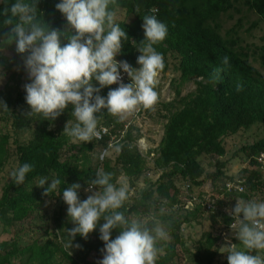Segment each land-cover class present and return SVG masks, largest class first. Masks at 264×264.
Returning a JSON list of instances; mask_svg holds the SVG:
<instances>
[{"label": "trees", "instance_id": "trees-1", "mask_svg": "<svg viewBox=\"0 0 264 264\" xmlns=\"http://www.w3.org/2000/svg\"><path fill=\"white\" fill-rule=\"evenodd\" d=\"M17 0H0V12L11 7ZM36 4V17L50 29L61 33L75 34L66 17L57 10L61 0H24ZM115 12V23L125 31L120 53L115 59L127 61L135 70L141 55L139 48L145 40L143 17L154 15L168 28L166 38L154 45L163 55L164 69L160 74L171 71L178 74L172 81L174 99L160 103L154 109L136 112L133 118L155 117L162 123V136L157 147L142 154L138 148L143 138L141 131L131 121H118L106 109L97 113V130L106 129L108 134L100 141L73 142L63 134L68 121L69 127L77 121L72 115L71 105L55 120H45L42 115H24L30 112L24 85L31 83L24 61L29 53H18L16 37L12 33L14 25H5V17L0 15V75L7 80L0 89V101L8 110L0 106V170L15 157V169L24 163L34 165L26 174L23 184L16 185L9 178L1 186L0 194V235L7 240L0 242V264H99L102 260L104 242L100 239L99 227L87 238L75 237L73 244L80 248L66 247L69 244L67 229L76 225L67 213V204L62 201L63 190L74 183L81 184L78 195L85 200L84 188L95 178L98 169L112 173L111 183L119 188L122 178L128 185V198L116 211L124 214L129 222L140 220L149 229L157 224L168 233L169 241H158L156 264H177V247L184 248L181 239L182 225L191 220L208 218L215 232H205L188 252L187 264H228L227 253H222L223 234L232 237L234 223L226 214L206 212L200 203L194 202L185 209L195 189L210 184L212 195L222 196L217 201L221 207L233 202H264V167L256 162L264 152V136L251 143L241 144L228 157L225 142L230 138H242L253 127L264 130V75L252 64L254 53L241 36L242 19L229 28H224L223 19L232 20V13L241 10L253 13L257 20L245 30L247 35L260 23H264V0H115L109 5ZM121 15L122 19H116ZM18 18L13 19V23ZM12 40H9V37ZM63 47L68 41L60 37ZM264 41V35L262 37ZM264 52V47L259 49ZM229 57V65L219 82L211 81V73L216 67H223L221 61ZM260 56V59H263ZM123 71V69H122ZM125 74L124 84L131 83ZM194 85V90L182 95L183 88ZM243 90L237 92L236 85ZM93 87L100 85L94 79ZM119 85L101 88L98 93L106 98L111 89ZM97 93H94V96ZM109 144H122L123 148L114 159L99 160V153ZM211 163L202 164L203 159ZM248 163L235 177L227 175V167L234 160ZM211 170V172L209 170ZM41 178H47L44 188L53 179H60L57 191L44 196V188L39 185ZM226 182H242L241 194L220 191ZM141 184V189L138 185ZM187 186V191L183 187ZM203 200V195L195 196ZM192 199V198H191ZM54 202L50 215L53 232L45 231L44 239L36 237L34 219L43 218L44 206ZM53 207V208H54ZM179 213L183 216L176 217ZM242 215V214H241ZM28 220L26 227L23 225ZM239 225L237 226V228ZM31 237H27L28 235ZM119 235L114 229L111 239ZM46 236V237H45ZM238 246L237 240L234 243ZM241 244V243H240ZM239 244V246H240ZM250 254L261 255L264 251L253 250Z\"/></svg>", "mask_w": 264, "mask_h": 264}, {"label": "clouds", "instance_id": "clouds-1", "mask_svg": "<svg viewBox=\"0 0 264 264\" xmlns=\"http://www.w3.org/2000/svg\"><path fill=\"white\" fill-rule=\"evenodd\" d=\"M114 3L115 0H61L56 8L64 14L75 34L61 33L38 21L35 3L17 0L0 12L5 17V25H14L12 33L17 38V52L29 53L24 67L31 83L25 84L24 90L31 111L24 115H42L45 120L55 121L71 105L77 122L69 127L68 121L63 134L71 137L73 142L101 138L96 114L103 109L122 122L141 109H154L158 102L155 87L158 75L164 69V58L153 46L166 38L168 28L154 15L143 17L145 40L137 58L141 67L135 70L127 61L115 59L120 53L122 38L127 39V35L115 23V12L109 10V5ZM14 18H18V22L13 23ZM62 35L68 41L63 47ZM9 40H12L11 36ZM221 63L223 67H216L211 73L213 82H219L221 73L230 66L229 57L224 56ZM118 69H123L131 83L122 82ZM93 79L99 83V88L93 87ZM113 84H119V87L111 89L106 98L98 94L101 88ZM236 90L242 91V84L238 83ZM0 106L8 110L2 101ZM122 148V144H109L99 153V159L103 160L112 152L119 153ZM33 168L32 164H22L10 173L12 181L16 185L23 184L26 174ZM111 179L112 173L98 169L95 178L84 188L88 195L83 201L78 195L81 184L74 183L63 190L68 216L76 225L67 229L69 244L66 247L80 248L79 244H73L75 237L87 238L103 220L99 232L105 247L101 250L103 258L99 264H156L158 254L163 251L157 248V243L167 240L168 233L159 224L149 229L140 220L129 222L123 213L116 211L127 200L129 189L126 182H121L117 188ZM46 182L47 178H41L40 187L44 188ZM60 184V179H53L44 188L43 195L55 193ZM225 211L235 220L231 228L235 229L236 239L241 242L237 246L227 241L220 249L228 254V264H264V257L250 254L253 250L264 251V202L237 201L234 208ZM114 229H119V235L111 239Z\"/></svg>", "mask_w": 264, "mask_h": 264}, {"label": "rangeland", "instance_id": "rangeland-1", "mask_svg": "<svg viewBox=\"0 0 264 264\" xmlns=\"http://www.w3.org/2000/svg\"><path fill=\"white\" fill-rule=\"evenodd\" d=\"M116 19H122L121 15L116 16ZM223 19V26L224 28L231 27L237 19H242V26L241 29V36L245 40V43L249 45L250 53H254V60L252 61L253 66L255 69H257L260 73L264 75V58L260 59V56L264 57V52L260 51L259 49L264 47V41H262V37L264 35V23H260L255 29H253L249 35L245 33V30L249 27L248 23H251L253 21L257 20V17L253 13H249L245 10H241L239 14L232 13V20H228L226 18ZM139 70V69H137ZM178 78V74H174L171 71L167 72L166 74L162 75L159 73L158 75V82L155 87V91L158 94V104L160 103H167L174 99V91L172 89V81ZM7 80L6 76L0 75V89L4 86L5 82ZM194 90V85L192 83H188L182 90V95H186L189 92ZM125 122L131 121L136 127H138L141 131V134L143 135V138L138 143V148L143 155L144 152L153 150L157 147L160 138L162 136V126L163 123L155 117H145L142 116L140 118H133V115L130 116L127 120H124ZM3 129L2 123H0V130ZM264 136V130L253 127L248 133L242 136V138H230L226 140L225 146L228 150V158L233 154L234 150H237L240 145L251 143L254 140L260 139ZM115 154L112 152L110 156H108L109 159H114ZM15 157L11 159L12 162H9L4 168L0 170V194H1V186L4 182H6L9 178L10 173L15 170L16 163L14 162ZM212 162H210L208 159H203L202 164L204 167H208L211 165ZM248 167V163H242L240 160L234 159L230 165L227 167V175L228 176H237L239 172ZM209 170V169H208ZM211 172V170H209ZM121 182H125L122 178L118 180V183L121 185ZM139 189H141V184L138 185ZM210 184H206L203 188L195 189L194 196H197L198 194H202L203 196L211 193L210 190ZM87 197V193L85 194ZM239 201V200H237ZM54 202H51L50 205L44 206L43 213L46 215L43 218H35L34 226L35 227V235L36 237H40V241L44 239V232L49 231L53 232V225L50 221V215L54 209L57 208L54 207ZM54 207V208H53ZM183 213H179L178 216H183ZM25 227L28 224V220L23 224ZM215 232V229H212L210 227V222L208 218H203L199 220H191L190 223L182 225L181 228V239L184 243V248L177 247L178 252V262L177 264H187L188 259V252H185L184 249L187 250H193L196 246V242L200 239L201 235L205 232ZM32 234L28 235V238L31 237ZM46 237V236H45ZM232 237L228 234H224L222 236V241L224 242L222 244V247L226 246V242L230 241L231 244H234L237 240L238 246L241 243L236 237H233L235 241H232ZM7 236L0 235V242L3 240H7ZM170 238H168L166 241H169ZM261 256V255H260Z\"/></svg>", "mask_w": 264, "mask_h": 264}, {"label": "built area", "instance_id": "built-area-1", "mask_svg": "<svg viewBox=\"0 0 264 264\" xmlns=\"http://www.w3.org/2000/svg\"><path fill=\"white\" fill-rule=\"evenodd\" d=\"M118 71H120L121 76H122V82L125 79V74L122 71V69H118ZM113 85H119V84H113ZM100 132L101 138L97 139L95 138L97 141H100L105 135L108 134V131L106 129H100L98 130ZM103 151V150H102ZM101 151V152H102ZM143 152V151H140ZM144 154H146V152H144ZM100 161H103L101 159H99ZM256 162L258 164H260L262 167H264V152L260 153L259 156L256 158ZM187 186L183 187V190L186 192L187 191ZM220 191L223 193H228L229 195H232L233 193H238L241 194L244 192V188L242 186V182H226L222 188L220 189ZM211 192V190H210ZM192 198V199H191ZM222 196H216V195H212V193H209L205 196H203V200H199L198 198L194 197H190V201L187 202V206L185 207V209H188L189 207L192 206V204L194 202L200 203L201 207L205 208L206 212H215V213H221V214H226L228 215V217L232 218V220L235 223V220L233 219L232 216H230L228 213H226L225 209H232L235 207L236 204H234L233 202L228 203L225 206L218 207L217 206V201L222 200ZM62 201L64 202L63 198ZM242 215H241V219H242ZM238 226V225H237ZM232 229V228H231ZM224 235V234H223Z\"/></svg>", "mask_w": 264, "mask_h": 264}]
</instances>
